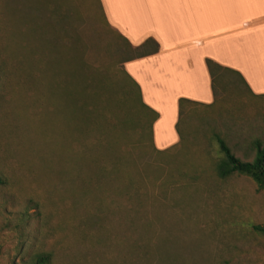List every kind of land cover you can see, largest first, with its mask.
<instances>
[{
    "label": "rangeland",
    "instance_id": "374dc122",
    "mask_svg": "<svg viewBox=\"0 0 264 264\" xmlns=\"http://www.w3.org/2000/svg\"><path fill=\"white\" fill-rule=\"evenodd\" d=\"M139 54L98 0H0V264L39 254L51 264H264L252 229L264 224V190L247 176L219 179L213 142L218 133L252 160L264 97L220 72L219 103L187 105L183 140L157 151L120 70ZM86 61L119 107L104 130L91 102L71 108ZM99 137L108 151L94 147Z\"/></svg>",
    "mask_w": 264,
    "mask_h": 264
},
{
    "label": "crops",
    "instance_id": "0c3cea01",
    "mask_svg": "<svg viewBox=\"0 0 264 264\" xmlns=\"http://www.w3.org/2000/svg\"><path fill=\"white\" fill-rule=\"evenodd\" d=\"M114 31L139 48L158 51L125 64L144 103L159 114L154 142L180 141L179 101L214 102L207 60L238 72L255 98L264 97V0H99ZM252 94H250L252 96ZM167 126V127H166Z\"/></svg>",
    "mask_w": 264,
    "mask_h": 264
},
{
    "label": "trees",
    "instance_id": "16d2710c",
    "mask_svg": "<svg viewBox=\"0 0 264 264\" xmlns=\"http://www.w3.org/2000/svg\"><path fill=\"white\" fill-rule=\"evenodd\" d=\"M99 3V0H98ZM100 5V3H99ZM104 16V15H103ZM104 20L106 21L105 17ZM107 26L110 29H113L109 23L106 21ZM116 32V31H115ZM118 36L126 42V47L129 51H137L140 52V54L134 58H129L123 63L126 64L129 61H132L137 58L145 57L147 54L144 53L145 49L149 47L151 44L155 45L154 53L158 51L157 44L149 40L144 45H142L139 48H134L131 46V44L128 42L127 39L122 37L119 33L116 32ZM207 67L211 76L212 81V90L214 94V102L211 104V106H216L219 103V96L217 94V84H218V77L220 72H226L231 77H235L236 79L240 80L241 84L244 86L245 90L252 94L250 91L249 86L243 79V77L236 71L225 68L217 64L216 62L212 60H207ZM121 72L126 76L129 82V86L133 90L134 97L136 99L137 104L140 106L141 111L143 113V120H147V131L149 139L153 142L154 147L157 151H159L154 142V124L159 119V114L149 108L143 101L142 98V90L140 85L128 74V72L125 69H120ZM235 86H238V84L234 83ZM70 91L69 95L73 98L71 100V108L74 109V111H83L84 108L81 106L82 101L89 103L91 102L94 106V109L97 112V119L101 130L104 126L108 125L111 120V118L116 115V111L118 110V106L115 104L114 100L111 99L112 95V87L108 83L107 77L105 72L101 69L94 68L92 65L89 64V62H84V70H83V78L82 81L79 83L72 82L70 83ZM252 96H254L252 94ZM190 104H199L196 102H191L186 99H181L179 101V119L176 124V131L179 135L180 141L183 140V132L181 130V123L184 116V110L187 105ZM90 117L86 116L85 121L87 123V126L89 128ZM117 128L119 129L120 137L124 136V129L127 127L128 122L126 120H123L117 116ZM103 124V125H102ZM112 124V123H111ZM110 124V125H111ZM121 140V139H120ZM106 139L99 137L97 140V144L94 145V147L98 150L104 149L105 151H108L110 149V143L107 142ZM213 142L218 146L219 154L221 157L217 161L215 165V172L219 179L225 180L231 176L234 175H242L247 176L251 178L258 186L260 190H264V144L260 142L259 140H256L251 145V152L254 153V156L252 160H242L236 156L233 149L228 145L226 140L222 138V136L218 133H215L213 135ZM250 153L246 154V157L248 158L250 156ZM101 153L99 151L97 158L101 157ZM103 157V156H102ZM6 180L5 178L0 177V186L5 185ZM134 220V219H133ZM132 221V220H131ZM253 231L258 234L259 236L264 237V224H256L252 226ZM52 259L49 254H39L35 258H33L28 264H51Z\"/></svg>",
    "mask_w": 264,
    "mask_h": 264
}]
</instances>
